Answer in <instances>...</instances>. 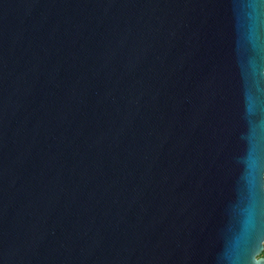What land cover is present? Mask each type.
Masks as SVG:
<instances>
[{"label": "water", "instance_id": "obj_1", "mask_svg": "<svg viewBox=\"0 0 264 264\" xmlns=\"http://www.w3.org/2000/svg\"><path fill=\"white\" fill-rule=\"evenodd\" d=\"M264 0H0V264H264Z\"/></svg>", "mask_w": 264, "mask_h": 264}, {"label": "trees", "instance_id": "obj_2", "mask_svg": "<svg viewBox=\"0 0 264 264\" xmlns=\"http://www.w3.org/2000/svg\"><path fill=\"white\" fill-rule=\"evenodd\" d=\"M262 255H264V248H263V250H262V253H261Z\"/></svg>", "mask_w": 264, "mask_h": 264}]
</instances>
